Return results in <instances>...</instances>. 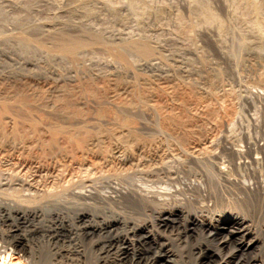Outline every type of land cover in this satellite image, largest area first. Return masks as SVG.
<instances>
[{
    "label": "rangeland",
    "instance_id": "374dc122",
    "mask_svg": "<svg viewBox=\"0 0 264 264\" xmlns=\"http://www.w3.org/2000/svg\"><path fill=\"white\" fill-rule=\"evenodd\" d=\"M4 1L0 0V5ZM48 4L51 14L33 10L22 12V16L30 14L42 18L38 24L32 21L27 25L23 23L26 25L23 27L0 8V30L5 33L4 37L0 32L2 46L15 51L14 38L20 34L34 44L35 50L47 52L42 65H54L63 72L69 69L75 78L74 83H65L71 88L69 93L65 85V92L61 91L58 97L52 96L56 106L53 104L46 109L45 103L42 107L36 104L37 99L44 97V90L34 96L25 83H21L23 80L0 78L1 91L15 94L17 91L14 101L21 94L28 101L25 114L31 111L38 117H34L37 123L30 127L32 132L28 131L30 125L23 122V118L17 119L15 125L9 126L8 118L0 123V203L22 208L35 206L44 211L32 222L25 223L15 215L0 214V250L8 248V263L113 264L111 261L117 250L124 246L145 252L144 257L148 256L149 260L163 245L164 250H174L178 264H264V247L263 250L257 247L242 251L240 229H235V234L214 232L196 225L186 229L188 215L193 214L202 215V218L213 215L214 219L223 214L245 215L244 225L253 230L257 226L264 227V0H50ZM57 27L71 37L83 38L87 45L77 52L64 50L55 40ZM139 42L150 47L152 52L147 58L136 51L126 54L121 49L123 44ZM176 57L183 58L176 59L182 62H175ZM149 59H154L150 60V65ZM177 63L185 67L187 74L181 75ZM161 65L169 69L171 77L158 75L157 67ZM148 66L156 67L149 70ZM94 67L97 75L90 73ZM38 73H33L37 77L28 76L27 81L45 82L46 77ZM77 86L83 90L81 95L94 98L97 106L75 103L74 88ZM109 98L112 103L107 101ZM127 106L141 107L145 115L138 111L128 112ZM60 114L66 116L65 120ZM90 114L98 120L86 126L76 121ZM45 120L63 126L55 124L64 132L57 130L53 135L59 139L58 144L65 141L61 143L64 146L58 148L57 145V149L54 147L56 141L52 145L50 141L43 142L40 131ZM80 127L84 129L85 139L101 136L99 144L81 151L74 142L67 140L68 137L62 140L70 134L68 129L72 132ZM189 141L200 144L194 157H189L185 149ZM222 142L233 146L231 148L236 146L235 150L240 147L230 156L228 149L222 148ZM162 143L166 145L163 147ZM174 150L177 153L173 154ZM129 154L135 161L122 163ZM82 160L89 162L88 165H81ZM247 183L248 190L243 188L248 187ZM173 206L183 214L163 224L159 214ZM81 210H86L88 216L75 220V213ZM90 212L95 213L93 218ZM113 215L123 216L127 225L87 230ZM60 220H64L63 225L59 224ZM136 226H144V229L137 230ZM134 227L136 229H132ZM146 233L153 234L155 241L146 242ZM22 235L34 251L48 253L47 261L39 259L36 252L30 255L28 247L15 244L14 240ZM209 249H214L215 254L207 257V261L200 260L201 254ZM148 260L134 264H153V259L152 262ZM161 263V260L155 262Z\"/></svg>",
    "mask_w": 264,
    "mask_h": 264
},
{
    "label": "bare ground",
    "instance_id": "6f19581e",
    "mask_svg": "<svg viewBox=\"0 0 264 264\" xmlns=\"http://www.w3.org/2000/svg\"><path fill=\"white\" fill-rule=\"evenodd\" d=\"M70 1V0H69ZM72 1V0H71ZM76 1V0H75ZM78 1V0H77ZM48 2H50V0H27V1H25V0H17V1H15V0H6V2L4 1V3L3 4H1L0 5V8L2 9V11L4 12V13H6V14H8V13H10V17H11V19H12V21L14 22V23H16V24H18V25H21V27H23V26H26L27 24H29L30 22H32V21H34L35 23H37V22H39L38 20L39 19H42V18H39L40 16L39 15H36V16H33V15H23L22 16V12H24V11H30V10H33V11H36V12H39V13H41V12H44V13H48V12H50V14H51V8H50V6H48L49 4H48ZM73 3V2H72ZM54 9V8H53ZM8 10H10V11H8ZM54 11V10H53ZM13 12H16V13H14L13 14ZM16 14V15H15ZM58 14V13H57ZM59 17V16H58ZM61 20V19H60ZM55 21V20H54ZM53 21V22H54ZM56 22V21H55ZM59 22V21H58ZM23 23H25L26 25H23ZM41 23V22H40ZM47 23V22H46ZM38 24V23H37ZM41 26H42V24H40ZM56 25H57V23H56ZM32 26V25H31ZM52 26V25H51ZM54 26V25H53ZM61 26V25H60ZM59 26V27H60ZM18 28H19V26H17ZM16 27V28H17ZM43 27V26H42ZM44 27H46V26H44ZM56 27V26H55ZM25 28V27H24ZM20 29V28H19ZM18 30V29H17ZM22 30V29H21ZM57 34L55 33V35H57L58 37H56L55 36V40L58 42V44L60 45V47L61 48H63L64 50H71V52H73V50H76V52H77V50L81 47L82 48V46L84 45V44H86V43H84V40H83V38H80V37H77V38H75V37H71V36H69V35H67V33L63 30V29H58V27H57ZM2 30H0V32H1ZM20 32H22V31H20ZM24 32V31H23ZM2 33V32H1ZM19 33V32H18ZM1 35V34H0ZM4 35V37H5V33H2V36ZM16 35V34H15ZM18 35V34H17ZM21 35H22V33H21ZM54 35V34H53ZM52 35V36H53ZM18 36H20V34L18 35ZM15 37L14 38V41H15V46H16V48H15V51H12V50H10L9 48H7V47H5V46H2V43H0V78H1V80H2V77H4V78H6V79H10V80H12L13 78H17V80L18 81H20V80H23V81H25V82H21V83H25V87H28V89L30 90V92H31V94L32 95H34V94H37L38 95V93H40V91H42V90H44V97H41V98H39V99H37L36 100V104H38L39 103V105L38 106H40L41 105V107H42V104H44L45 103V105H46V107H45V109L47 108V107H53V104H54V100H53V98H52V96L54 95H60V93H61V91H64L65 92V90H63L64 88H65V83H69V84H72V83H74L75 81V78H74V76L73 75H71L70 74V70L68 69V71H67V69H66V72H63V71H61L58 67H56V66H54V65H42L41 64V62L42 61H44L45 60V55H44V53H47V52H45L44 50H39V51H37V50H35V48H34V44L31 42V41H29L28 39H26V37L25 38H23L22 36H20V37ZM3 37V38H4ZM7 37V36H6ZM94 37V36H93ZM1 38V37H0ZM95 39V38H94ZM3 40H5V38L3 39ZM2 42V41H1ZM181 42V41H180ZM134 43H136V42H134ZM87 45V44H86ZM122 45V44H121ZM58 46V45H57ZM90 46V45H89ZM120 46V45H119ZM181 47V46H180ZM85 48V47H84ZM58 49H60L59 47H58ZM122 51L124 52V53H130V52H134V51H136V52H138V53H140V55L142 56H145L146 58L148 57V56H150L151 55V49H150V47L147 45H145L144 43L142 44L141 42H139V44L137 43V44H129L128 43V45H126V46H124V44H123V46H122ZM61 50V49H60ZM119 50V49H118ZM190 50V49H189ZM121 52V51H120ZM182 52V51H181ZM184 53H185V51H183ZM171 53V52H170ZM29 54V55H28ZM173 54V53H172ZM178 54H180V52L178 53ZM189 54V53H188ZM154 55V54H153ZM160 55V54H159ZM176 55V54H175ZM174 55V56H175ZM181 55V54H180ZM185 55V54H184ZM184 55H183V58H184ZM142 56V57H143ZM157 56V55H156ZM177 56V55H176ZM179 56V55H178ZM182 56V55H181ZM144 57V58H145ZM182 58V59H183ZM176 59H181V57L179 58V57H176L174 60H175V62L176 61H178V60H176ZM181 59V60H182ZM150 60L152 61V60H154V59H149V60H147V62L149 61V65H150ZM159 60V59H158ZM173 61V60H172ZM155 61H153V63H154ZM165 62V61H164ZM174 62V63H175ZM179 62V61H178ZM182 62V61H181ZM181 62H179V63H181ZM169 63H171V62H169ZM179 63H177L178 64V67H179V70H180V72L181 73H183V74H181V75H184V73L185 74H187V72H186V69H185V67L184 66H182L181 64H179ZM144 64V63H143ZM142 64V65H143ZM156 64V63H155ZM183 64V63H182ZM147 65H148V63H147ZM151 65H154V64H151ZM141 66V65H140ZM144 66V65H143ZM162 66V65H161ZM138 67V66H137ZM146 67V66H145ZM149 67V66H148ZM152 67H154V66H152ZM152 67L150 66L149 67V70H150V68L152 69ZM156 67V66H155ZM155 67H154V69H155ZM62 68V67H61ZM158 68V71L159 72H157L158 73V75H160V77L161 76H169V74H168V71H169V69L167 68V67H157ZM156 68V69H157ZM64 69V68H63ZM62 69V70H63ZM92 69V68H91ZM115 70V69H114ZM171 70V69H170ZM35 71H37V72H39L38 74H41V75H44V77H46V79L48 78V77H52V79H53V81H52V79H48V80H44L45 82H43V81H41V82H43V83H40V80L39 79H37V80H35V81H27L28 79H27V77L28 76H33L34 74V72ZM73 71V70H72ZM91 72V74H94V75H97L98 74V70L94 67V70L92 69V70H90ZM190 71H191V69H190ZM133 72V71H132ZM175 72V71H174ZM152 73V72H151ZM157 73H156V75H157ZM170 73V72H169ZM73 74V73H72ZM101 74H103L102 72H101ZM107 74V73H106ZM112 74V73H111ZM154 74V73H153ZM177 74V73H176ZM84 75V74H83ZM110 75V74H109ZM35 76V75H34ZM86 76V75H85ZM100 76V75H99ZM104 76V75H103ZM106 76V75H105ZM35 77H37V76H35ZM169 77H171V76H169ZM192 77V76H191ZM3 78V79H4ZM34 78V77H33ZM108 78V77H107ZM162 78V77H161ZM36 79V78H35ZM184 79V78H183ZM194 79V78H193ZM5 80V79H4ZM32 80V79H31ZM163 80V79H162ZM187 80V79H186ZM200 80V79H199ZM8 81V80H7ZM74 81V82H73ZM16 82V81H15ZM64 82V83H63ZM188 82V81H187ZM1 84V83H0ZM26 84H27V86H26ZM63 84H64V86H63ZM69 84H67V85H69ZM67 85H66V90L68 89V91H67V93H69V91L71 90V88L69 89V87H67ZM72 86H74V85H72ZM127 88V87H126ZM125 88V89H126ZM27 89V90H28ZM75 90H74V98L76 97V102L75 103H79V104H82V105H86L87 107H88V104L89 105H95V106H97V101L96 100H94V98H91V97H86V96H83V95H81L82 94V92H81V87H79V86H77L76 88H74ZM29 90H28V92H29ZM14 91V90H13ZM83 91V90H82ZM128 91V90H127ZM168 91V90H167ZM14 92H16V94H18V92L17 91H14ZM43 92V91H42ZM89 92V91H88ZM75 93H77V94H75ZM117 93V92H116ZM15 93H12V92H6V91H1V89H0V123L3 121V118H4V120H7L6 118H8V123H9V126L12 124V125H15V123H16V121H17V119H18V121H19V119L20 118H23L25 121H23V122H27V124L28 125H30V126H28V125H25L24 123H22L21 122V125L22 124H24L23 126H28L29 127V129L30 130H28V131H33L30 127L31 126H36L35 124L37 123V121H36V118H38V117H36L37 116V114L36 113H34L33 114V112L31 113V111L30 112H27V113H29V115L28 114H25L26 113V111H27V100H26V98L24 97V98H22V96H21V94H20V98H17L16 99V101H14V98H13V96H15L16 95ZM63 94V93H62ZM61 94V95H62ZM65 94V93H64ZM120 94V93H119ZM58 95H57V97H58ZM35 96V95H34ZM39 96V95H38ZM18 97V96H17ZM118 97V96H117ZM13 98V99H12ZM15 98H16V96H15ZM64 98V97H63ZM69 98V97H68ZM73 98V99H74ZM114 99H115V97H114ZM12 101H14V104H13V102ZM64 101V100H63ZM66 101V100H65ZM108 102H111L112 103V98H109L108 100H107ZM35 102V101H34ZM34 102H33V104H34ZM73 102V101H72ZM32 103V102H31ZM30 103V104H31ZM71 103V102H70ZM114 103V102H113ZM117 103V102H116ZM115 103V107H118V106H116L117 104ZM153 103V102H152ZM120 104V103H119ZM122 104V103H121ZM125 104H126V102H125ZM26 108H24L23 106ZM55 105V104H54ZM76 105V104H75ZM152 105V104H151ZM29 106V105H28ZM37 106V105H36ZM56 106V105H55ZM58 106V105H57ZM147 106V105H146ZM150 106V105H149ZM22 107V108H21ZM60 107V106H59ZM124 107V106H123ZM125 107H126V105H125ZM133 107V106H132ZM135 107V106H134ZM133 107V108H134ZM166 107V106H165ZM85 108V107H84ZM119 108V107H118ZM133 108H131V106L130 107H128L127 106V109H128V112H129V110H130V112H132V111H138L141 115H142V113H143V115H145L144 114V110H143V108L142 109H140V108H136V109H133ZM21 109H23V111L21 110ZM38 109V108H37ZM36 109V110H37ZM49 109V108H48ZM48 109H47V111H48ZM60 109V108H59ZM154 109V108H153ZM173 109V108H172ZM13 110V111H12ZM24 110H26V111H24ZM66 110V109H65ZM96 110V109H95ZM123 110V109H122ZM166 110V109H165ZM169 110V109H168ZM127 111V110H126ZM145 111H146V109H145ZM148 111V110H147ZM153 111V110H152ZM151 112V111H150ZM60 113H62V112H60ZM87 113V112H86ZM135 113V112H134ZM147 114V113H146ZM160 115H162V114H160ZM20 116H26L25 118L24 117H20ZM41 116V115H40ZM50 116V115H49ZM60 116L63 118L64 117V120H65V115L64 114H60ZM83 116V115H82ZM151 116H153V115H151ZM203 116V115H202ZM34 117H36V118H34ZM48 117V116H47ZM51 117V116H50ZM156 117V116H155ZM40 118V117H39ZM55 118H57V116L55 117ZM102 118V117H101ZM158 118H159V116H158ZM43 119V118H42ZM49 119H51V118H49ZM95 119H97V118H95L94 116H91V114L89 115V116H87V118L85 117V118H78L76 121L77 122H81L83 125H87L89 122L90 123H92L91 121H93V120H95ZM141 119V118H140ZM157 119V118H156ZM199 119V118H198ZM39 120V119H38ZM74 120H75V118H74ZM74 120H72V121H74ZM98 120V119H97ZM142 120V119H141ZM17 121V122H18ZM22 121V120H21ZM56 121V120H55ZM54 121V122H55ZM62 121V120H61ZM99 121H101V120H99ZM98 121V122H99ZM95 122V121H94ZM5 123H6V121H5ZM57 123H59V122H57ZM57 123H55V124H57ZM63 123V122H62ZM73 123V122H72ZM208 123V122H207ZM17 124V123H16ZM41 124V123H40ZM39 124V125H40ZM53 122L51 123V121H47V120H45L44 122H42V125H41V135H40V137L42 136V140H43V142L45 141V142H48L49 143V141L50 142H52L51 143V145L52 144H54L55 143V141H56V144H54V147H56L57 148V145H58V148H60V146L61 145H63V144H61V143H65V141H61L59 144H58V138L57 137H55V135L58 133V131L57 130H62L63 131V129H59L58 127L61 125H58L57 124V126L58 127H55L56 125H55ZM71 124V123H70ZM74 124V123H73ZM73 124H71V125H73ZM76 124V123H75ZM79 124V123H78ZM67 125V124H66ZM77 125V124H76ZM92 125V124H91ZM91 125H90V129H91ZM206 125V124H205ZM81 126V125H80ZM97 126V125H96ZM3 127V126H2ZM12 127V126H11ZM60 127H63V126H60ZM64 127H65V125H64ZM77 127V126H76ZM79 127V126H78ZM77 127V128H78ZM83 127V126H82ZM208 127V126H207ZM13 128H15V127H13ZM12 128V129H13ZM36 129H38V127H35ZM81 128V127H80ZM74 129V130H72V132L70 131V129H68L69 130V132L68 131H66V132H68V133H70V134H68V136L66 135V136H63V138L64 139H62V140H66V138L65 137H68L67 138V140L69 141V140H71L72 142H74V145H75V147H77V148H79L80 150L81 149H88V148H91L92 146H94L98 141H101L100 139H101V136H95V137H88L89 139H85V135L83 136L82 135V131H84V129ZM83 128H85V127H83ZM89 128V127H88ZM27 129V128H26ZM25 129V130H26ZM8 130V129H7ZM87 130V129H86ZM85 130V131H86ZM10 131V130H9ZM27 131V130H26ZM55 131H56V134H54L53 135V133H55ZM162 131V130H161ZM160 131V132H161ZM189 131V130H188ZM217 131V130H216ZM220 131V130H219ZM64 132V131H63ZM176 132V131H175ZM174 132V133H175ZM202 132V131H201ZM38 133V132H37ZM85 133V132H84ZM87 133V132H86ZM85 133V134H86ZM106 133V132H105ZM152 133H153V130H152ZM180 133V132H179ZM205 133V132H204ZM207 133V132H206ZM209 133V132H208ZM219 133V132H218ZM238 133V132H237ZM249 133V132H248ZM3 134V133H2ZM31 134V133H30ZM33 134V133H32ZM31 134V135H32ZM61 134H62V132H61ZM61 134H58L59 135V138H62L61 137ZM162 134V133H161ZM166 134H168V133H166ZM182 134V133H181ZM199 134V133H198ZM12 135V134H11ZM22 136H23V134H21ZM26 135V134H25ZM29 135V134H28ZM27 135V136H28ZM64 135V134H63ZM150 135V134H149ZM187 135V134H186ZM207 135V134H206ZM221 135V134H220ZM224 135V134H223ZM37 136V135H36ZM182 136V135H181ZM209 136V135H208ZM213 136H215V135H213ZM228 136H229V134H228ZM239 136V135H238ZM12 137V136H11ZM199 137V136H198ZM206 137V136H205ZM241 137V136H240ZM252 137V136H251ZM259 137V136H258ZM19 138V137H18ZM37 138V137H36ZM39 138V137H38ZM128 138V137H127ZM217 139H218V137H216ZM253 138V137H252ZM3 139V138H2ZM1 139V140H2ZM14 139H15V136H14ZM34 138H32V140H33ZM40 139V140H41ZM125 139V138H124ZM135 139V138H134ZM163 139V138H162ZM202 139V138H201ZM205 139V138H204ZM206 139H207V137H206ZM205 139V140H206ZM211 139H212V136H211ZM211 139H208V140H211ZM238 139H240L239 137H238ZM39 140V139H38ZM39 140V141H40ZM41 140V141H42ZM61 140V139H60ZM138 140V139H137ZM173 140V139H172ZM175 140H176V138H175ZM180 140H182V139H180ZM189 140V139H188ZM214 140V139H213ZM23 141V140H22ZM26 141V140H25ZM34 141V140H33ZM37 141V140H36ZM40 141V142H41ZM123 141V140H122ZM133 141V140H132ZM161 141V140H160ZM178 141V140H177ZM216 141V140H215ZM225 141V140H224ZM14 142V141H13ZM39 142V143H40ZM163 142V141H162ZM179 142H181V141H179ZM203 142V141H202ZM207 142V141H206ZM211 142V141H210ZM234 142V141H233ZM237 142H239V140L237 141ZM264 142V141H263ZM42 143V142H41ZM116 143V142H115ZM139 143V142H138ZM173 143V142H172ZM175 143V142H174ZM182 143H183V141H182ZM188 143H191V144H188ZM187 143V145L184 147L185 149H186V151H188V156L189 157H194V155L195 154H193L194 153V151H196V149L198 148L197 146H200V144H196L195 142H188ZM198 143H200V142H198ZM204 143H205V141H204ZM202 144V145H204L205 146V144ZM216 143V142H215ZM240 143V142H239ZM2 144V143H1ZM8 144V143H7ZM17 144V143H16ZM20 144V143H19ZM34 144V143H33ZM97 144H99V143H97ZM114 144V143H113ZM126 144H128V143H126ZM154 144V143H153ZM178 144V143H177ZM211 144V143H210ZM222 144H223V146H222V148L224 149V150H226V149H228V153H229V155L230 156H233V155H235L236 154V152H234V148L236 147L235 146V144H233L235 147L234 148H231V147H233V146H230L229 147V145H227V143L226 142H222ZM229 144V143H228ZM232 144V143H231ZM123 145V144H122ZM158 145V144H157ZM164 144L162 143V146H163ZM166 145V144H165ZM164 145V146H165ZM170 145V144H169ZM172 145V144H171ZM176 145V144H175ZM180 145V144H179ZM184 145V144H183ZM208 145V144H207ZM48 146V145H47ZM64 146V145H63ZM131 146V145H130ZM163 146V147H164ZM36 147V146H35ZM102 147V146H101ZM126 147V146H125ZM158 147H159V145H158ZM163 147H161V148H163ZM167 147V146H166ZM182 147V146H181ZM180 147V148H181ZM201 147H203V146H201ZM208 147V146H207ZM238 147V146H237ZM239 147H240V145H239ZM239 147H238V149H239ZM241 147H243V146H241ZM250 147V146H249ZM57 148V149H58ZM62 148V147H61ZM70 148V147H69ZM156 148V147H155ZM183 148V147H182ZM213 148V147H212ZM253 148V147H252ZM20 149V148H19ZM24 149V148H23ZM22 149V150H23ZM36 149V148H35ZM44 149V148H43ZM42 149V150H43ZM167 149V148H166ZM178 149V148H177ZM184 149V150H185ZM214 149V148H213ZM238 149L236 148V150L238 151ZM250 149V148H249ZM257 149V148H256ZM205 150H206V148H205ZM235 150V151H236ZM245 150V149H244ZM261 150V149H260ZM82 151V150H81ZM80 151V152H81ZM162 151V150H161ZM167 151V150H166ZM199 151V150H198ZM210 151H212V153H213V150H210ZM240 151V150H239ZM112 152V151H111ZM135 152V151H134ZM176 151L174 150V152H173V154L175 153ZM183 152V151H182ZM200 152V151H199ZM251 152V151H250ZM256 152V151H255ZM260 152V151H259ZM3 153V152H2ZM113 153V152H112ZM177 153V152H176ZM246 153H248V151L246 152ZM49 154V153H48ZM75 154V153H74ZM81 154V153H80ZM132 154V153H131ZM141 154V153H140ZM171 154V153H170ZM214 154V153H213ZM223 154V153H222ZM238 154V153H237ZM176 155V154H175ZM179 155V154H178ZM200 155V154H199ZM144 156V155H143ZM162 156V155H161ZM168 156V155H167ZM171 156V155H170ZM202 156V155H201ZM206 156V155H205ZM209 156V155H208ZM238 156H240V155H238ZM244 156H246V155H244ZM256 156V155H255ZM254 156V157H255ZM263 156V155H262ZM169 157V156H168ZM172 157V156H171ZM176 157H177V159H179L180 160V158H178L179 156H177L176 155ZM181 157V156H180ZM200 157V156H199ZM207 157V156H206ZM211 157V156H210ZM217 157V156H216ZM221 157H222V155H221ZM227 157V156H226ZM237 157V156H236ZM243 157V156H242ZM253 157V156H252ZM259 157V156H258ZM257 157V158H258ZM1 158V157H0ZM149 158V157H148ZM197 158V157H196ZM113 159V158H112ZM134 159V157L132 156V155H127L126 157H124L123 159H122V163H124V164H126V163H131L132 161H135V160H133ZM140 159V158H139ZM168 159V158H167ZM176 159V158H175ZM185 159V158H184ZM189 159V158H188ZM193 159V158H192ZM206 159V158H205ZM214 159V158H213ZM223 159V158H222ZM228 159H229V157H228ZM240 159V158H239ZM253 159V158H252ZM70 160V159H69ZM137 160V159H136ZM168 160H170V159H168ZM200 160V159H199ZM232 160V159H231ZM255 160V159H254ZM11 161V160H10ZM15 161V160H14ZM80 161V160H79ZM119 161V160H118ZM215 161V160H214ZM99 162V161H98ZM150 162V161H149ZM155 162H157V161H155ZM169 162V161H168ZM178 162V161H177ZM182 162V161H181ZM185 162H188L187 160L185 161ZM224 162V161H223ZM239 162H241V160L239 161ZM244 162V161H243ZM247 162V161H246ZM21 163H23V162H21ZM69 163V162H68ZM76 163V162H75ZM81 165H88V163L89 162H87L86 160L84 161V160H82L81 162ZM79 163V164H80ZM135 163H137V162H135ZM134 163V164H135ZM174 163V162H173ZM198 163H199V161H198ZM213 163V162H212ZM215 163H217V162H215ZM220 163H222V161L220 162ZM226 163V162H225ZM232 163V162H231ZM250 163V162H249ZM16 164V163H15ZM24 164V163H23ZM30 164V163H29ZM119 164V163H118ZM142 164V163H141ZM181 164V163H180ZM207 164V163H206ZM189 165V164H188ZM213 165V164H212ZM216 165V164H215ZM226 165L227 164H225L224 166L226 167ZM230 165V164H229ZM239 165V164H238ZM245 165V164H244ZM21 166H22V164H21ZM84 166V167H85ZM102 166V165H101ZM111 166V165H110ZM109 166V167H110ZM153 166H155V163H154V165ZM165 166V165H164ZM170 166V165H169ZM200 166V165H199ZM211 166V165H210ZM219 166V165H218ZM243 166V165H242ZM248 166V165H247ZM262 166V165H261ZM66 167V166H65ZM88 167H90V166H88ZM215 167V166H214ZM220 167V166H219ZM230 167V166H229ZM238 167H240V166H238ZM249 167V166H248ZM60 168V167H59ZM74 168V167H73ZM130 168H132V167H130ZM148 168V167H147ZM198 168V167H197ZM236 168V167H235ZM244 168V167H243ZM33 169V168H32ZM64 169V168H63ZM87 169V168H86ZM107 169V168H106ZM113 169V168H112ZM114 169H116V168H114ZM124 169V168H123ZM175 169V168H174ZM228 169V168H227ZM261 169V168H260ZM263 169V168H262ZM60 170V169H59ZM75 170V169H74ZM77 170V169H76ZM75 170V171H76ZM83 170V169H82ZM89 170V169H88ZM103 170V169H102ZM170 170V169H169ZM197 170V169H196ZM217 170V169H216ZM126 171V170H125ZM129 171V170H128ZM148 171V170H147ZM176 171V170H175ZM242 171V170H241ZM51 172V171H50ZM52 172H53V170H52ZM82 172V171H81ZM111 172V171H110ZM109 172V173H110ZM156 172V171H155ZM237 172V171H236ZM13 173V172H12ZM65 173V172H64ZM94 173V172H93ZM131 173H133V172H131ZM148 173V172H147ZM227 173V172H226ZM1 174H2V172H1ZM0 174V175H1ZM37 174V173H36ZM45 174V173H44ZM120 174V173H119ZM128 174V173H127ZM213 174V173H212ZM236 174V173H235ZM11 175V174H10ZM20 175V174H19ZM61 175V174H60ZM70 175V174H69ZM108 175V174H107ZM183 175V174H182ZM226 175V174H225ZM228 175V174H227ZM247 175V174H246ZM252 175V174H251ZM26 176V175H25ZM82 176V175H81ZM101 176V175H100ZM200 176H202V175H200ZM211 176V175H210ZM215 176V175H214ZM236 176V175H235ZM241 176V175H240ZM260 176V175H259ZM60 177V176H59ZM76 177V176H75ZM90 177V176H89ZM164 177V176H163ZM169 177H170V175H169ZM183 177V176H182ZM205 177V176H204ZM224 177V176H223ZM5 178V177H4ZM17 178H18V176H17ZM39 178V177H38ZM68 178V177H67ZM99 178V177H98ZM161 178V177H160ZM173 178V177H172ZM181 178V177H180ZM213 178V177H212ZM238 178V177H237ZM249 178V177H248ZM255 178V177H254ZM45 179V178H44ZM65 179V178H64ZM188 179V178H187ZM186 179V180H187ZM191 179V178H190ZM208 179H209V177H208ZM216 179V178H215ZM221 179V178H220ZM242 179V178H241ZM240 179V180H241ZM11 180V179H10ZM69 180V179H68ZM100 180V179H99ZM117 180V179H116ZM238 180V179H237ZM236 180V181H237ZM246 180V179H245ZM256 180V179H255ZM262 180V179H261ZM52 181V180H51ZM76 181V180H75ZM193 181V180H192ZM214 181V180H213ZM220 181V180H219ZM239 181V180H238ZM250 181V180H249ZM10 182V181H9ZM20 182V181H19ZM66 182V181H65ZM82 182V181H81ZM144 182V181H143ZM175 182V181H174ZM201 182V181H200ZM223 182V181H222ZM243 182V181H242ZM255 182V181H254ZM4 183V182H3ZM22 183V182H21ZM30 183V182H29ZM63 183V182H62ZM208 183H209V180H208ZM224 183V182H223ZM226 183H228V182H226ZM257 183V182H256ZM50 184H52L51 182H50ZM65 184V183H64ZM70 184V183H69ZM73 184V183H72ZM89 184V183H88ZM127 184V183H126ZM147 184V183H146ZM151 184H152V182H151ZM210 184V183H209ZM217 184V183H216ZM242 184V183H241ZM14 185V184H13ZM22 185V184H21ZM44 185V184H43ZM54 185V184H53ZM93 185V184H92ZM170 185V184H169ZM193 185H194V183H193ZM200 185H201V183H200ZM206 185V184H205ZM215 184H213V186H214ZM230 185V184H229ZM233 185V184H232ZM245 185V184H244ZM248 185V183L246 184V186ZM30 186V185H29ZM45 186H47V185H45ZM63 186V185H62ZM65 186V185H64ZM76 186V185H75ZM135 186V185H134ZM149 186V185H148ZM212 186V185H211ZM223 186V185H222ZM252 186V185H251ZM255 186V185H254ZM163 187V186H162ZM183 187V186H182ZM231 187V186H230ZM241 187V186H240ZM250 187V185H248V187H245V186H243V188H247V190H248V188ZM256 187V186H255ZM42 188H44V187H42ZM50 188H52V187H50ZM63 188V187H62ZM110 188V187H109ZM155 188H156V186H155ZM186 188V187H185ZM224 188V187H223ZM226 188V187H225ZM233 188V187H232ZM235 188H237V187H235ZM2 189H4V188H2ZM14 189V188H13ZM24 189V188H23ZM55 189V188H54ZM68 189V188H67ZM101 189V188H100ZM211 189V188H210ZM228 189V188H227ZM242 189V188H241ZM244 189V190H245ZM26 190H28V189H26ZM103 190V189H102ZM107 190H109V189H107ZM141 190V189H140ZM149 190V189H148ZM169 190V189H168ZM180 190V189H179ZM231 190V189H230ZM9 191V190H8ZM25 191V190H24ZM151 191V190H150ZM176 191V190H175ZM223 191V190H222ZM251 191V190H250ZM253 191V190H252ZM254 191H256V190H254ZM3 192V191H2ZM15 192V191H14ZM34 192H36V191H34ZM33 192V193H34ZM45 192V191H44ZM105 192V191H104ZM125 192V191H124ZM185 192V191H184ZM189 192V191H188ZM197 192V191H196ZM201 192V191H200ZM213 192V191H212ZM221 192V191H220ZM237 192V191H236ZM26 193V192H25ZM47 193H49V192H47ZM108 193V192H107ZM123 193V192H122ZM202 193V192H201ZM215 193V192H214ZM225 193V192H224ZM233 193V192H232ZM241 193V192H240ZM258 193V192H257ZM24 194V193H23ZM36 194V193H35ZM41 194H43L42 193V191H41ZM68 194V193H67ZM87 194V193H86ZM128 194V193H127ZM231 194V193H230ZM252 194H253V192H252ZM30 195V194H29ZM40 195V194H39ZM111 195V194H110ZM113 195V194H112ZM129 195V194H128ZM203 195V194H202ZM212 195V194H211ZM210 195V196H211ZM246 195V194H245ZM147 196V195H146ZM166 196V195H165ZM185 196V195H184ZM199 196V195H198ZM210 196L208 197V198H210ZM218 196H220V194H218ZM222 196V195H221ZM230 196V195H229ZM243 196V195H242ZM36 197V196H35ZM152 197V196H151ZM162 197V196H161ZM214 197V196H213ZM228 197V196H227ZM233 197V196H232ZM236 197V196H235ZM241 197V196H240ZM247 197V196H246ZM24 198V197H23ZM110 198V197H109ZM149 198V197H148ZM212 198V197H211ZM217 198H219V197H216L215 199H217ZM221 198V197H220ZM254 198V197H253ZM256 198V197H255ZM258 198V197H257ZM264 198V197H263ZM32 199V198H31ZM140 199V198H139ZM157 199V198H156ZM159 199V198H158ZM167 199V198H166ZM202 199V198H201ZM224 199V198H223ZM238 199V198H237ZM252 199V198H251ZM29 200V199H28ZM133 200V199H132ZM145 200V199H144ZM209 200V199H208ZM236 200V199H235ZM262 200V199H261ZM1 201V200H0ZM182 201V200H181ZM197 201H198V199H197ZM203 201H205V200H203ZM216 201V200H215ZM241 201V200H240ZM239 201V202H240ZM257 201V200H256ZM133 202V201H132ZM134 202H135V200H134ZM157 202V201H156ZM130 203V202H129ZM142 203V202H141ZM150 203V202H149ZM216 203V202H215ZM221 203V202H220ZM225 203V202H224ZM259 203V202H258ZM263 203V202H262ZM13 204V203H12ZM177 204V203H176ZM218 204V203H217ZM244 204V203H243ZM251 204V203H250ZM264 204V203H263ZM212 205V204H211ZM18 206V205H17ZM17 206H11L10 204H2V203H0V214H1V216H5V217H11L12 215H15V216H17V217H19L20 219H23V223H25V222H32L33 220H35V218L37 217V216H39L41 213H44V211H43V209L42 208H40V207H26V208H22V207H17ZM39 206V205H38ZM49 206V205H48ZM55 206H56V204H55ZM221 206V205H220ZM177 207V206H176ZM238 207V206H237ZM243 207H246V206H243ZM257 207H258V205H257ZM56 208V207H55ZM60 208V207H59ZM63 208V207H62ZM250 208V207H249ZM179 209V208H178ZM177 208H175V206H173V207H169L168 208V210H166V212H164V213H160L159 214V221H161V222H163V224L164 223H167V220L168 221H170V222H172V221H174V218H176L177 216L179 217V215H182L183 213L181 212V210H178ZM251 209V208H250ZM46 210V209H45ZM51 210V209H50ZM57 210V209H56ZM109 210H111V208L109 209ZM252 210V209H251ZM262 210V209H261ZM61 211V210H60ZM59 211V212H60ZM64 211V210H63ZM105 211V210H104ZM163 211V210H162ZM168 211V212H167ZM244 211V210H243ZM67 212V211H66ZM89 212V211H88ZM213 212V211H212ZM257 212V211H256ZM91 213V215H92V218H93V216H94V214L95 213H92V212H90ZM182 213V214H181ZM50 214H51V212H50ZM220 214V213H219ZM62 215V214H61ZM86 215H87V212H86V210H81V211H78V212H76L75 213V216H74V219L75 220H80V219H82L83 217H86ZM91 215L89 214V216L91 217ZM187 215V214H186ZM258 215V214H257ZM263 215V214H262ZM88 216V215H87ZM201 217H199L198 215H196V214H193V215H191V216H189L188 215V219L186 220V229H188L189 228V226H204V228L205 227H207V228H209L210 230H213L214 232H229L230 234H235V232H234V230L236 229H240V230H242V236L239 238L240 240H241V242H240V244H241V249H242V251H248V250H253V249H255V248H257L258 247V249L260 248V249H262L263 250V247H264V227H263V225L262 226H257V228L255 229V230H253L249 225H244V222H245V220H246V217H245V215H229V214H223V215H220L219 216V218L218 219H214L213 217V215L212 216H209V217H207V218H202V215H200ZM5 217H4V220H5ZM43 217V216H42ZM56 218V217H55ZM62 218V217H61ZM73 218V217H72ZM91 218V219H92ZM216 218V217H215ZM38 219H39V217H38ZM37 219V220H38ZM58 219V218H57ZM73 219V220H74ZM39 221V220H38ZM66 221V220H65ZM84 222V221H83ZM13 223V222H12ZM63 223H64V220H60V222H59V224H61V225H63ZM27 224V223H26ZM136 224V223H135ZM135 224H133V225H135ZM114 225H116V226H126L127 225V219H125V218H123V216L121 217L120 215H117V216H109V217H105V218H103L102 219V221H101V223H99V225H97V224H95V225H92V226H90L89 228H87V230L88 231H93V230H95V229H97V227H98V229L99 230H102V229H110L112 226L114 227ZM251 225V224H250ZM261 225V224H260ZM137 227V226H136ZM147 227V226H146ZM138 229L137 230H140V229H144V226H138L137 227ZM171 228V227H170ZM242 228V229H241ZM127 229V228H126ZM132 229H136L135 227L134 228H132ZM1 230V229H0ZM235 230V231H236ZM7 231V230H6ZM1 232V231H0ZM135 232V231H134ZM5 233V232H4ZM228 233V234H229ZM115 235V234H114ZM144 235V234H143ZM23 236V235H22ZM140 236V235H139ZM142 236V235H141ZM16 237V236H15ZM145 239H146V242H150L151 240H154L155 241V236L153 235V234H151V233H146L145 234ZM244 237H249V239L248 240H245V238ZM119 238V237H118ZM157 238V237H156ZM228 238V237H227ZM242 238V239H241ZM25 237L23 236V237H17L15 240H14V242H15V244L16 245H18V246H21V248H27L28 247V251H29V253H30V255L31 254H35V252L36 251H34L33 249H32V247H30V246H27V244L24 242L25 241ZM141 239V238H140ZM124 240H126L125 239V237H124ZM232 240V239H231ZM28 242V241H27ZM123 242H125V241H123ZM112 244V243H111ZM132 244V243H131ZM42 246V245H41ZM136 246V245H135ZM44 247V246H43ZM164 247L165 246H163V245H160L159 246V250L154 254V257L153 258H150L149 260H148V256H145L144 257V255H145V252H142V251H138V250H136V249H134L133 247L132 248H128L127 246H124V247H121V248H119L118 250H117V253L115 254V256H114V258H113V260L111 261V263H113V264H134V262L135 261H137V262H140L142 259L143 260H145L146 261V259L149 261V262H152V259H153V264H155V262L156 261H159V260H161L162 261V263L161 264H178V262H177V259L175 258V256L177 255L175 252H174V250H172V249H165L164 250ZM168 247V246H167ZM47 248V247H46ZM240 249V248H239ZM10 250V249H9ZM228 251V250H227ZM264 251V250H263ZM200 252V251H199ZM37 253V256H38V258L39 259H41V260H46L47 258H48V253L47 252H45L44 250H39V251H37L36 252ZM66 253V252H65ZM226 253V252H225ZM229 253V252H228ZM235 253V252H234ZM237 253V252H236ZM235 253V254H236ZM263 253V252H262ZM52 254V253H51ZM213 254H215V251H214V249L213 250H211V249H209V251H206V253L204 254V253H202L201 254V256H200V260H202V261H207L208 260V258L207 257H211ZM222 254V253H221ZM264 254V253H263ZM53 255V254H52ZM233 255V254H232ZM35 256V255H34ZM172 256V257H171ZM235 257V256H234ZM29 258V257H28ZM46 258V259H45ZM60 258V257H59ZM10 259V253L8 252V248H4L3 250H0V264H11L10 262L8 263V260ZM12 259V258H11ZM50 259V258H49ZM58 259V258H57ZM210 259V258H209ZM223 259V258H222ZM47 261V260H46ZM45 261V262H46ZM69 261V260H68ZM104 261H106L105 259H104ZM230 261V260H229ZM225 262H228V261H225ZM75 263V262H74ZM90 263V262H89ZM88 263V264H89ZM27 264H29V263H27ZM48 264V263H47ZM137 264V263H136ZM228 264V263H227Z\"/></svg>",
    "mask_w": 264,
    "mask_h": 264
}]
</instances>
